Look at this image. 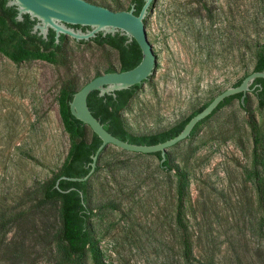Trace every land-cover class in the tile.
Masks as SVG:
<instances>
[{"label": "rangeland", "instance_id": "rangeland-1", "mask_svg": "<svg viewBox=\"0 0 264 264\" xmlns=\"http://www.w3.org/2000/svg\"><path fill=\"white\" fill-rule=\"evenodd\" d=\"M86 1L114 11L116 4L123 11L132 3ZM194 26L215 30L212 56L201 54L189 36ZM147 29L162 66L124 111L134 134L171 128L244 75L237 50L244 51L245 34L264 42V0H157ZM63 51L64 64L14 62L0 52V264H55L61 203L45 201L41 192L72 143L60 115V91L70 79L80 88L109 67L120 70L119 53L109 46L67 37ZM248 99L246 109L239 100L222 108L173 153L171 173L159 159L107 146L103 168L89 180L95 208L91 235L104 264L179 261L184 231L178 222L177 169L187 175L182 221L194 254L210 246L220 264H264V213L251 177L249 125L257 124L264 146V110L252 93ZM84 264H94L91 252Z\"/></svg>", "mask_w": 264, "mask_h": 264}, {"label": "trees", "instance_id": "trees-1", "mask_svg": "<svg viewBox=\"0 0 264 264\" xmlns=\"http://www.w3.org/2000/svg\"><path fill=\"white\" fill-rule=\"evenodd\" d=\"M8 0H0V52L6 55L14 62H21L28 58L41 59L50 63L64 64L65 54L63 45L66 41V36L62 35L59 43L56 42L54 31H50L48 40H44L37 34H32L33 26L36 21H32L29 15L24 16V21H17V9L15 7H7ZM145 0H132L131 5L127 10L135 5V14L139 15ZM155 3L149 10V15L144 20L145 27L148 26L150 14L154 9ZM117 11L122 8L120 5H114ZM209 18L214 20L213 9L208 10ZM254 21L253 24H256ZM192 23V21H191ZM194 24V21H193ZM195 25V24H194ZM189 36L192 37L194 43L198 46L200 53L212 56L214 52V42L216 39L215 30L202 32L201 30L189 28ZM244 51L240 52V60L237 66H244L246 72L232 86H239L243 80L253 72L264 71V42L260 40L258 35L244 36ZM128 38L120 33L116 35L103 36L98 34L96 38L88 41L94 42L98 46H109L119 53L120 70L119 72L128 71L135 68L142 60V52L136 41L127 42ZM88 42L81 41L80 44ZM252 60V67L249 68ZM116 71L113 67L105 70V73ZM101 74H98L99 76ZM96 76V77H97ZM150 80V79H149ZM136 85L128 90L116 92L114 95L99 96V92H92L88 97V106L93 115L101 121L106 130L117 138L128 141L129 143L138 145H156L163 143L179 135L187 123L198 113L204 110L215 98L210 99L199 108L195 109L188 117L172 126L169 129L152 134H134L124 117V111L128 107L130 101L134 98L137 91L143 84ZM87 84V83H86ZM85 85V84H84ZM83 85V86H84ZM82 86V87H83ZM82 87H78L75 79L66 81L60 91L58 104L62 122L71 135V147L63 166L59 172L42 187V197L45 201L59 200L60 201V229L57 233L58 253L55 264H84L88 252L92 253L94 264H104L101 260L100 253L96 248L90 228V221L95 214V208L89 202V180L84 182H73L69 180H61L59 187L57 182L63 178H84L91 171L92 156L97 152L102 145L100 138L92 132V130L77 120L70 111V102L74 94ZM252 94L257 98L258 106L264 110V79H257L252 87ZM242 95H236L226 99L214 113L200 122L191 134L193 138L200 128L214 117L222 108L229 105L234 100H239L240 105L246 109L249 99L245 100V106L241 103ZM251 133L254 141L253 149V170L251 177L256 183L258 200L260 208L264 213V146L261 145V137L257 124L249 121ZM107 148V147H106ZM106 148L99 156L96 173L103 168L104 153ZM161 161V153L153 154ZM163 171L171 173L175 169L171 165L170 156L167 153V160L161 166ZM177 175V195L179 201L178 222L184 231L182 241V255L179 261L174 264H220L216 253L210 246L202 249L201 255L194 254V246L191 237L187 233V229L182 221V214L186 204L187 190V175L185 171L176 170Z\"/></svg>", "mask_w": 264, "mask_h": 264}, {"label": "water", "instance_id": "water-1", "mask_svg": "<svg viewBox=\"0 0 264 264\" xmlns=\"http://www.w3.org/2000/svg\"><path fill=\"white\" fill-rule=\"evenodd\" d=\"M156 1L145 0L140 14L136 15L135 5H132L130 10L114 11L86 0H8L6 6L17 9V21L23 22L24 16L29 15L32 21H36L32 34H37L44 40H48L51 30L55 32L57 43L62 35L71 37L77 42H88L100 33L103 36L120 33L128 38V43L136 41L142 52V60L135 68L101 74L74 94L70 102L71 114L87 125L100 138L102 145L92 156L91 171L86 177H63L57 182V187L61 180L88 181L95 174L99 156L107 146L113 150L119 148L132 157L143 159H159L153 154L161 153L163 165L167 160V153L169 156L175 153L191 137L199 123L210 117L226 99L241 94V103L245 106L247 96L253 91L251 88L253 83L257 79H264V71H256L248 75L239 86H232L222 91L187 123L179 135L163 143L138 145L112 135L91 112L88 97L95 91L99 92L100 97L116 96V92L128 90L150 79L142 85L139 89L141 90L158 78L162 61L144 22Z\"/></svg>", "mask_w": 264, "mask_h": 264}, {"label": "flooded vegetation", "instance_id": "flooded-vegetation-1", "mask_svg": "<svg viewBox=\"0 0 264 264\" xmlns=\"http://www.w3.org/2000/svg\"><path fill=\"white\" fill-rule=\"evenodd\" d=\"M85 29V28H84ZM68 36H66V39H67Z\"/></svg>", "mask_w": 264, "mask_h": 264}]
</instances>
